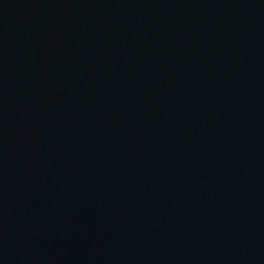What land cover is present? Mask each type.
<instances>
[{
  "label": "water",
  "instance_id": "95a60500",
  "mask_svg": "<svg viewBox=\"0 0 264 264\" xmlns=\"http://www.w3.org/2000/svg\"><path fill=\"white\" fill-rule=\"evenodd\" d=\"M0 264H264V0H0Z\"/></svg>",
  "mask_w": 264,
  "mask_h": 264
}]
</instances>
